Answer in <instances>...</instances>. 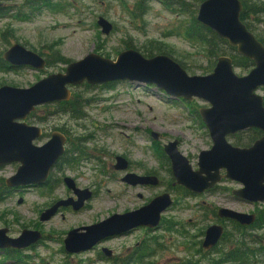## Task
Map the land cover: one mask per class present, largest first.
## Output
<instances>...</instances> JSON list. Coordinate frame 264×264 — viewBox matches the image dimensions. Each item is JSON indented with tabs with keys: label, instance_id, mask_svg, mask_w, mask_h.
Instances as JSON below:
<instances>
[{
	"label": "rangeland",
	"instance_id": "rangeland-1",
	"mask_svg": "<svg viewBox=\"0 0 264 264\" xmlns=\"http://www.w3.org/2000/svg\"><path fill=\"white\" fill-rule=\"evenodd\" d=\"M190 1L194 3L191 6L193 11H197V18L198 0ZM50 2L52 9L44 6L27 20L16 17L19 13L22 16L30 15L27 2H0V6L6 7L0 14L2 57L11 46L19 43L46 60L53 56L54 51L70 62L82 60L90 53L116 60L128 47L142 53L145 46L161 43L168 47L171 56L183 63L192 76L208 75L215 68H209L210 59L204 46L185 39L183 31L189 25L191 16L181 12L179 7L171 9L152 1L145 5L146 14L135 19L132 16L134 11L143 9L138 4L140 0ZM100 17L114 25V31L109 36L104 35L97 25ZM260 18L261 24L254 27H259L256 30L264 36V15ZM67 66V63L54 62L43 71L25 67L0 72V87L9 85L29 88L50 74L65 72ZM207 68L208 71H205ZM252 68H235V72L245 76ZM111 84L110 87L85 84L71 88L72 96L80 102V118L60 113L52 104L38 108L30 119V124L42 127L46 133L38 145L47 142L54 131L68 137L66 157L52 170L50 187H44L43 193L34 188L19 195L10 194L0 201V228H7L11 237H18L24 229L37 224L42 231L52 236L46 238L44 245L34 249L14 252L5 260L0 256V264H109L97 262L96 254L90 252L67 254L61 239H65L71 229L90 226L116 213L137 210L164 193L175 198L184 196L183 191H177L172 186L174 177L164 145L178 140L181 153L198 169L200 152L213 146L205 124L200 115L198 117L199 109L208 107V104L201 100L188 103L171 100L154 86L147 87L128 81ZM258 94L264 97V88ZM153 133L159 135L158 141ZM250 136L249 133L232 136L229 141L236 146L240 143L245 145L249 144ZM117 156L130 161L128 171L115 170ZM127 172L141 176L151 173L161 183L149 189L132 187L123 182ZM14 174V167L1 169L0 188L5 179ZM67 177L72 178L80 189L92 191L93 198L76 215L62 209L49 222H41L40 214L56 202L77 199L64 181ZM219 188L211 195H203L199 199L192 197L184 200L183 197L181 200L184 201L179 207L163 215V219L179 224L178 229L152 233L138 231L109 245L121 259H126L135 250H144L146 246L149 254L157 250L147 259L149 264H187L202 248L206 229L221 224L216 216L219 209L255 213L257 216L259 211L264 210V203L253 205L231 198L232 192L241 188L236 182L225 180ZM21 199L24 202L20 203ZM213 210H216L215 216L211 213ZM223 222L227 236H230L236 228L231 222ZM248 233L258 242L251 246L254 255L246 257L241 264H264V227L250 229ZM153 237L156 240L151 243ZM145 239L146 244H143ZM155 243L162 245V248ZM224 247L227 250L231 246L224 242L221 248ZM212 257L218 260L223 256Z\"/></svg>",
	"mask_w": 264,
	"mask_h": 264
},
{
	"label": "water",
	"instance_id": "water-1",
	"mask_svg": "<svg viewBox=\"0 0 264 264\" xmlns=\"http://www.w3.org/2000/svg\"><path fill=\"white\" fill-rule=\"evenodd\" d=\"M242 11L240 0H205L200 5L197 21L236 48L239 55L253 61L254 67L245 76L236 74L233 59L226 55L218 58L212 73L192 76L169 55L147 58L139 50L130 48L122 51L116 60L90 53L82 60L71 62L65 72L50 74L29 88L1 86L0 167L20 164L16 174L7 178V185L42 184L65 154L67 138L59 131L53 132L43 146L35 144L43 136V129L29 125L27 120L36 108L69 102L72 87L128 81L154 86L174 99L201 100L208 104L199 109V115L213 146L200 152L197 170L179 150L178 140L164 145L174 186L202 194L216 188L223 180H230L241 185L232 192L235 198L253 205L264 203V136L249 148L235 146L229 141L231 136L248 130L257 129L264 134V98L258 94L264 88V45L242 21ZM97 25L106 36L114 31V25L104 17L99 18ZM3 59L12 67H29L36 71H43L48 65L43 56L19 43L5 51ZM153 137L156 141L160 138L156 133ZM114 168L126 172L129 162L125 157L117 156ZM123 182L131 186H158L160 183L156 176L128 172ZM65 183L78 195V200L57 202L41 216L42 221L50 220L62 207L80 210L91 199L92 193L77 189L72 178L67 177ZM172 203L171 195L164 193L136 211L114 214L98 224L73 230L65 241L66 250L80 253L103 239L139 227L158 228L162 215ZM218 216L248 227L257 221L255 214L227 208H221ZM7 232L0 230V248L21 249L42 238L39 232L26 230L21 237L13 239ZM223 234V226H210L203 248L215 247Z\"/></svg>",
	"mask_w": 264,
	"mask_h": 264
},
{
	"label": "flooded vegetation",
	"instance_id": "flooded-vegetation-1",
	"mask_svg": "<svg viewBox=\"0 0 264 264\" xmlns=\"http://www.w3.org/2000/svg\"><path fill=\"white\" fill-rule=\"evenodd\" d=\"M2 1H8V0H0V2H2ZM14 1H16V0H14ZM19 1H23V0H19ZM29 1H31V0H25V1H23V2H29ZM152 1H155V2H159V3H162L163 5H165L166 7H168V8H175V7H179V9H181V4L180 3H187V5H186V7H190V9H192L193 8V6H191V4H194L193 2H191L190 0H140V2H138V4H139V6H141V7H143V8H145L146 6V4L147 3H149V2H152ZM205 0H198V2H197V5H198V11H199V8H200V5L204 2ZM241 2H242V4H243V10H249L250 12H258L259 11V14L258 15H249V20L248 21H246V23H248V25H249V27H247L248 29H249V31L252 33V34H254V36L262 43V42H264V36L262 35V34H260L257 30V28H259V27H254V25H259V24H261V15H264V13H262L261 11H263L264 10V1H262V0H240ZM9 2V1H8ZM200 4V5H199ZM6 7H3V6H0V12H2L4 9H5ZM146 9V8H145ZM243 12V11H242ZM261 12V13H260ZM257 29V30H256ZM263 45H264V43H262ZM47 63H48V61H47ZM12 67V66H11ZM13 68V70H11V71H16V70H19V69H21V68H15V67H12ZM25 68V67H24ZM104 86H106V87H110V86H112V84H107V85H104ZM73 95V94H72ZM72 98H73V96H72ZM264 98V97H263ZM71 101V100H70ZM180 102H184V100H180ZM186 103V102H185ZM38 108H40V107H38ZM38 108H36V110L38 109ZM35 110V111H36ZM35 111L30 115V117L28 118V120H27V123L29 124V125H32V124H30L31 122H29L30 121V119L31 118H33L34 116V113H35ZM194 115V114H193ZM192 115V116H193ZM43 129V128H42ZM253 130H257V129H253ZM249 131H252V130H248V131H246V132H242V133H239V134H237V135H234V136H239V135H241V134H250V132ZM259 131V130H258ZM55 132V131H54ZM261 132V131H260ZM62 133V132H61ZM262 133V132H261ZM62 134H64V133H62ZM65 135V134H64ZM46 136V133H45V131H44V129H43V136L39 139V140H37L36 142H35V144L36 145H38V141H40L42 138H44ZM51 136H52V133H51V135H50V137H49V139H48V141L50 140V138H51ZM66 136V135H65ZM264 136V134L262 133V135L257 139V140H259V139H261L262 137ZM232 137V136H231ZM66 138H67V142H66V150H65V154L60 158V160L56 163V165H58L63 159H65V155H66V153H67V144H68V137L66 136ZM256 140V141H257ZM47 141V142H48ZM256 141H254L253 143H251V144H238L237 146L238 147H243V148H249V147H251ZM47 142H45L44 144H46ZM44 144H42V145H38V146H43ZM236 146V145H235ZM168 158V157H167ZM129 162V167H130V165H131V163H130V161H128ZM55 165V166H56ZM7 166H11V167H14L15 168V174H16V172L18 171V168H19V166H20V164L19 163H14V164H11V165H6V166H2V167H0V170L1 169H3L4 167H7ZM55 166L52 168V170L55 168ZM194 168V167H193ZM195 169V168H194ZM52 170L50 171V174H49V176H48V178L42 183V184H32V185H25V186H8L7 185V183H6V180L7 179H5V181H4V184H3V186L0 188V201H2V199H4V198H6V197H8V195H10V194H12V195H19V194H21V193H23V192H29V191H31L32 189H34V188H37V189H39L40 191H42V193L44 192V187L45 188H49L50 187V182H51V172H52ZM195 170H197V169H195ZM128 173H130V172H128ZM222 173H224V172H222ZM14 174V175H15ZM14 175H12V176H14ZM12 176H10V177H12ZM144 176H151V173L150 174H147V175H144ZM9 177V178H10ZM66 179V178H65ZM65 179H64V181H65ZM159 179V178H158ZM174 179V178H173ZM160 181V180H159ZM225 180H223L222 181V183L224 182ZM75 182V181H74ZM161 183V182H160ZM159 183V184H160ZM174 183H175V179H174V182H173V184H172V186L173 187H175V189L177 190V191H183V189L185 190V191H187L188 192V194H186V192L184 191V196H176V198L175 197H172V201H173V203H172V205L166 210V212L165 213H169L170 211H172V210H174V209H176L177 207H179L180 205H181V203H182V201H184V200H187L188 198H194V199H199L200 197H202L203 195H211L212 193H214L215 191H217L218 189H220L219 187H220V185H218L216 188H214V189H211V190H208V191H206V192H204V193H202V194H195V193H192V192H189L188 190H186L185 188H183V187H181V186H174ZM75 185H76V183H75ZM131 186V185H130ZM132 187H141V188H145V189H149L151 186H141V185H138V186H132ZM76 188L77 189H79V190H81V191H85V190H87V189H85V190H82V189H80L79 187H77V185H76ZM71 190V189H70ZM73 192H74V190H72ZM91 193H92V197H91V199L93 198V196H94V193L92 192V191H90ZM74 194L76 195V197H77V199L76 200H74L73 198H69V199H67V200H63V201H68V200H73V201H77L78 200V195L74 192ZM172 196V195H171ZM139 197H142V195H139ZM183 197H185V199L184 200H181V199H183ZM231 198H233V199H236L237 200V198H235L233 195H231ZM90 199V200H91ZM89 200V201H90ZM153 200V199H152ZM151 200V201H152ZM60 201H62V200H60ZM150 201V202H151ZM237 201H239V200H237ZM21 202H24V200L23 199H21L20 200V203ZM59 202V201H58ZM86 202H88V201H86ZM86 202H85V204H84V207L86 206ZM149 202V203H150ZM57 203V202H56ZM55 203V204H56ZM148 203V204H149ZM55 204H53L51 207H49L48 209H46V210H44L41 214H40V221L41 222H47V221H42L41 220V216L47 211V210H49V209H51ZM147 205V204H146ZM145 206V205H144ZM83 207V208H84ZM195 207H197V208H199V206H195ZM194 207V208H195ZM67 208V209H66ZM82 208V209H83ZM142 208V207H141ZM62 209H64L63 211H70L72 214H74V215H76V214H78L79 212H80V210H82V209H80V210H75L72 206H68V207H62V208H60L59 210H58V212H57V214L60 212V211H62ZM140 209V208H139ZM138 210V209H137ZM220 210V209H219ZM134 211H136V210H134ZM216 210H213V211H211V213L212 214H214V216L216 215V212H215ZM78 212V213H77ZM219 212V211H218ZM218 212H217V218L219 219V221H220V223L221 224H214V225H220V226H223L224 227V224H225V222H223V221H228V222H231L234 226L236 225V224H238V225H240L239 223H237L236 221H233V220H229V219H223V218H220L219 216H218ZM127 213V212H126ZM164 213V214H165ZM56 214V215H57ZM116 214H118V213H116ZM163 214V215H164ZM252 214H255V213H252ZM55 215V216H56ZM163 215H162V220H161V223H160V226L158 227V228H155V229H151V228H148V227H139V228H136V229H133V230H131L130 232H127V233H125V234H123V235H117V236H113V237H109V238H106V239H103V240H101L100 242H98L96 245H94L91 249H88V250H86V251H83V252H80V253H70V252H68L67 250H66V246H65V241H66V239H67V237H68V234L71 232V231H73V230H76V229H82V228H86V227H89V226H80L79 228H74V229H71L70 231H68L67 233H66V238L65 239H61V241L64 243V247H63V250L67 253V254H70V255H76V254H82V253H87V252H90V253H94V254H96V256L98 257V260H97V262H107V263H111V264H149V262L147 261V259L149 258V257H151V256H153V254L154 253H156L157 252V250H155L154 252H152L151 254H149V252H148V250H147V247L146 246H144V250H135L129 257H127L126 259H121V257H120V255L115 251V250H113L112 248L113 247H111L109 244L111 243V242H114V241H117V240H119V239H121V238H123V237H126V236H129V235H131V234H133V233H135V232H138V231H145V232H147V233H152V232H156V231H160V230H164V231H167V230H171V229H173V228H176V229H178V225L179 224H177V223H174V222H172V221H167L166 219H163ZM256 216H257V214H255ZM54 216V217H55ZM53 218V217H52ZM51 218V219H52ZM50 219V220H51ZM257 219H258V216H257ZM102 221H104V220H102ZM102 221H99V222H95V223H92V225H95V224H98V223H100V222H102ZM191 221V220H190ZM48 222H49V220H48ZM92 225H90V226H92ZM253 226V225H252ZM210 227V226H209ZM208 227V228H209ZM242 227H248V226H242ZM250 227V226H249ZM207 228V229H208ZM3 229H6L8 232H7V236H9L10 238H13V239H17V238H19V237H21L22 236V234H23V232L24 231H33V232H39L41 235H42V238L38 241V242H36V243H34V244H31V245H29V246H27V247H25V248H21V249H19V248H0V256H3L4 257V259H2V260H5V258L6 257H8V256H10L12 253H14V252H22V251H26V250H30V249H34L35 247H37V246H39V245H44L45 244V240H46V238H51V236L52 235H49L48 233H45L44 231H42V229H41V226H39V225H37V224H35L34 225V227H32V228H28V229H24L22 232H21V234L18 236V237H11L10 235H9V229H7V228H0V230H3ZM207 229H206V231H207ZM206 231H205V236H204V240H205V237H206ZM85 231H81L80 233H84ZM229 238V235L227 236V232H226V229H225V227H224V234L222 235V237H221V239H220V241L218 242V244L215 246V247H213V248H211V249H204L203 248V243H204V240H203V242H202V245H201V249L197 252V256H193L192 257V259H190V261H188V263L187 264H228L229 262H228V259H227V256H226V247H224V248H221V245H223V243L224 242H226V240ZM155 240H156V237H153L152 238V240L150 239V241H153V242H151V243H154L155 242ZM158 240V239H157ZM144 243L143 244H146V239L143 241ZM155 245H157L159 248H162V245H160V244H158V243H155ZM139 246V245H138ZM143 246V245H142ZM146 252V253H145ZM226 253V254H225ZM215 255H217V256H219V257H221V256H223L222 258H218V260H215V259H213V257L212 256H215ZM198 258V259H195V258ZM230 262H231V260H229Z\"/></svg>",
	"mask_w": 264,
	"mask_h": 264
},
{
	"label": "trees",
	"instance_id": "trees-1",
	"mask_svg": "<svg viewBox=\"0 0 264 264\" xmlns=\"http://www.w3.org/2000/svg\"><path fill=\"white\" fill-rule=\"evenodd\" d=\"M50 1L52 0H36V1L31 0L27 2L31 10V12L29 13L30 15L22 16L19 13V15L17 14L16 17L21 18V19L26 18L23 20H27V19H30L34 14L39 12V10L44 6L52 9L53 6H51ZM180 4H181L180 11L191 16V21H189L190 22L189 25L185 26L183 35L187 41L191 43L200 44L205 47L208 53L209 59H210L209 60L210 69H213L216 66L218 58L224 55L230 56L233 59L235 68H241V69L247 70V69L254 67L253 61L239 55L237 53L236 48L231 47L227 41L221 39L217 34H215L209 28L199 23L196 18L197 11H193V9H190V7H186L187 3H180ZM139 10H140L139 12L134 11V13L132 14V16L135 19L137 17L141 18L147 12L145 8H143L142 10L141 9ZM8 11H11V9H9ZM261 12L264 13V10ZM2 13L0 12V14ZM258 14H259V11L250 12L248 9L243 10L241 14V19L244 22V24L247 27H249L248 23H246V21L249 20V15H258ZM129 48H132V47H128L127 49ZM167 48H168L167 46L161 43H158L156 45H151V46H145L144 52H142V54L146 56L147 58L153 57L155 55L171 56L169 49ZM52 55L53 56L49 58V60H47L48 65H51L54 62L67 63V64H69L70 62L64 59L63 57L59 56L58 53L55 51L52 53ZM179 63L185 69V66L183 65V63L181 62ZM209 68L205 69V71H208ZM11 70H13V68L3 59L2 54H0V72H9ZM79 103H80L79 100L73 97L71 101L57 103L55 104V106L58 108L60 113H68V114H72L74 118H80L81 112L79 111L80 109L78 106ZM198 117H199V114H198ZM249 132L251 135L249 144L256 141L262 135V133L258 130H252ZM184 191L185 190L183 189V192ZM185 192L186 194H188L187 191ZM256 227L258 228L264 227V210L259 211L258 219L253 226L242 227L241 225H238V224L235 225L236 230L232 232V234H230L229 238L226 240L229 246H231L229 249L226 250L227 254L225 253L227 256L228 262H229L228 264H241L246 259V257L250 258L252 257L251 255H254L252 254L251 246H254L255 244H257L258 241L255 239L254 236L250 235L248 231ZM229 260H231V262Z\"/></svg>",
	"mask_w": 264,
	"mask_h": 264
},
{
	"label": "bare ground",
	"instance_id": "bare-ground-1",
	"mask_svg": "<svg viewBox=\"0 0 264 264\" xmlns=\"http://www.w3.org/2000/svg\"><path fill=\"white\" fill-rule=\"evenodd\" d=\"M130 126V125H129Z\"/></svg>",
	"mask_w": 264,
	"mask_h": 264
}]
</instances>
